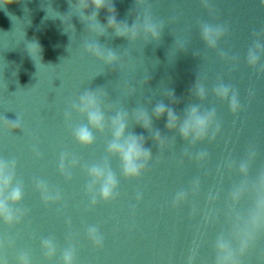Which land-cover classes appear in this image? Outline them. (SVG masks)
Instances as JSON below:
<instances>
[{
  "label": "water",
  "instance_id": "95a60500",
  "mask_svg": "<svg viewBox=\"0 0 264 264\" xmlns=\"http://www.w3.org/2000/svg\"><path fill=\"white\" fill-rule=\"evenodd\" d=\"M207 2L210 7L203 0H112L117 22L131 26L136 20L139 25L149 14L164 24L160 41L146 42L142 35L136 41L117 37L107 26L106 9L94 19L91 7H76L79 0H0V159L16 160L24 196L14 207L26 210L19 223L9 226L0 220V264H19L22 253L30 264H61L68 247L75 249L74 264H189L190 257L191 264H215L217 237L223 233L230 238V216H246L254 203L251 183L264 170V73L258 72L264 53L256 69L246 59L257 39L254 33L264 28V2ZM202 23L227 27L216 49L201 39ZM260 39L264 43V36ZM32 41L42 48L41 60L27 51ZM86 43L115 51L118 62L108 66L87 54ZM221 51L227 56L221 57ZM197 82L205 87L204 100L192 93ZM221 82L238 94L241 109L235 115L213 92ZM86 90L105 92L104 104L114 106L113 111L105 109L106 117L115 115V109L126 110L127 132L144 136L152 159L138 179H126L119 160L107 153L108 129L94 131L90 147L75 141L72 129L86 123V117L72 111L65 121L64 113ZM160 102L181 116L190 105L202 111L215 108L220 132L215 140L192 145L166 128V115L153 117L149 130L136 124L134 110L151 116ZM18 117L22 129L11 132L9 121ZM157 130L165 139L160 147L153 138ZM201 151L207 156L198 161ZM250 152L255 157L247 177L249 191L233 207L230 194L245 179L239 166ZM62 153L69 156L66 165L72 157L79 160L70 179L59 170ZM105 158L116 174L118 195L92 206L83 166ZM37 180L58 190L61 200L46 203ZM196 181L199 188L193 191ZM181 191L187 199L173 207ZM90 226L98 228L102 247L88 237ZM49 237L57 248L51 259L41 246ZM241 264H264V231L256 234Z\"/></svg>",
  "mask_w": 264,
  "mask_h": 264
},
{
  "label": "clouds",
  "instance_id": "9594fccd",
  "mask_svg": "<svg viewBox=\"0 0 264 264\" xmlns=\"http://www.w3.org/2000/svg\"><path fill=\"white\" fill-rule=\"evenodd\" d=\"M203 6L210 7L207 0H203ZM69 7L72 8L73 5L69 3ZM76 7H91L94 19L98 18L100 10L106 9L109 13L107 26L113 30L117 37L136 41L142 35L146 42L160 41L161 39L164 24L162 22L159 24L154 22L149 14L145 15L142 24L139 25L136 20L131 26L126 21L117 22L116 10L112 0H79V4ZM61 16L60 14L57 17L60 18ZM61 21L63 22L62 19ZM71 26L74 29V25ZM103 32V27H100V34L102 35ZM226 32L227 27L225 25H211L208 23L200 25L201 39L209 49H216L219 40L224 37ZM254 35L257 36V39L252 47L248 49L246 59L248 65L256 69L260 61V54L264 53V43L260 39V37L264 36V28L261 29L260 33H254ZM30 45L33 46L31 49ZM27 51L31 58L33 54H37L41 60L42 48L37 41L29 42ZM84 51L108 66L116 64L119 60L115 51L111 49L105 50L98 43H86ZM220 56L226 57L227 54L221 51ZM258 72L264 73V65H260ZM213 92L218 99L228 102L230 111L234 115L240 111L241 105L238 94L230 85H225L221 82L213 88ZM192 93L200 100H204L207 95L204 85L199 82L195 84ZM105 96V92L96 90L84 91L78 97V101L71 105V111H65V121L71 120L72 111L86 117V123L79 124L72 129L75 141L82 147H90L94 144V131L104 133L108 129L111 133V140L106 146L107 153L109 156L116 157L119 160L121 174L126 179H138L147 170V165L152 159V152L144 146L145 138L143 135L127 132L129 113L126 110L115 109V115L106 117L105 109L113 111L114 106H106L104 104ZM171 96L174 98V92L171 93ZM165 115L167 117L166 128L170 131H177L183 140L189 141L192 145L205 139L215 140L216 135L220 132L221 125L216 119L215 108L202 111L199 105L187 106L181 116L173 108L160 102L155 105L151 116L144 109H136L132 113V118L137 125L149 130L152 128L153 117L160 119ZM9 122L12 123L11 132L15 129H22L19 117L16 121ZM153 138L159 147L165 141L161 137L159 130L155 132ZM33 152L36 156L40 155L35 146ZM185 154L188 155L187 149ZM206 156L207 153L201 151L197 154L196 159L199 161ZM254 157L255 152H250L248 161L242 162L239 166V172L245 179L230 194L233 207L249 191L247 177L250 161ZM67 160H69L68 154L62 153L59 170L66 178L70 179V169L75 168L79 164V160L72 157L66 165ZM83 167L90 179L86 191L92 206L97 204L98 199L107 203L117 197L118 180L107 158L102 163L90 166L84 165ZM35 186L46 203H56L61 200V193L58 190H51L45 181L37 180L35 181ZM251 186V192L254 193L253 206L249 209L246 216L237 212L234 219L231 216L229 217L232 220L231 236L226 238L221 233L217 237L215 242V264H241V258L248 252L256 234L264 231V170L259 173L256 181L251 183ZM198 188L199 181H196L193 191ZM23 196V182L16 180V160L0 159V220H3L5 224L11 226L19 223L20 219L26 214L25 209L14 207L21 203ZM137 198L139 199V196ZM186 199V192H178L173 200V207L178 206ZM87 235L97 247H102L103 240L96 226H90L87 229ZM233 241H235V247ZM41 246L46 258L55 257L57 248L53 238L43 239ZM18 260L19 264H30V258L27 253L20 254ZM74 261L75 249L73 247L66 248L61 255V264H74ZM189 264H191V257L189 258Z\"/></svg>",
  "mask_w": 264,
  "mask_h": 264
}]
</instances>
